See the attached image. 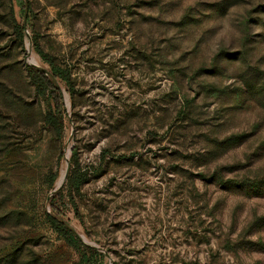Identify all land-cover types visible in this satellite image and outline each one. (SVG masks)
<instances>
[{
    "label": "rangeland",
    "instance_id": "374dc122",
    "mask_svg": "<svg viewBox=\"0 0 264 264\" xmlns=\"http://www.w3.org/2000/svg\"><path fill=\"white\" fill-rule=\"evenodd\" d=\"M0 264H264V0H0Z\"/></svg>",
    "mask_w": 264,
    "mask_h": 264
},
{
    "label": "trees",
    "instance_id": "16d2710c",
    "mask_svg": "<svg viewBox=\"0 0 264 264\" xmlns=\"http://www.w3.org/2000/svg\"><path fill=\"white\" fill-rule=\"evenodd\" d=\"M36 49L38 50V53L42 57V59L51 67L54 77L56 79H62L63 81L67 83V85L72 87L69 73L63 71L61 68L56 66V64L52 61L50 56L44 54L39 48H36ZM28 72H29V76L31 80L34 82V84L37 85L38 92L40 94H43L46 91L51 92L52 98L54 99L55 104H56V109L58 113H60L61 103H62V94L60 92V89L56 88L44 75L37 74L33 70H30V69L28 70ZM184 109H186V107H184ZM161 112L164 113V111H161ZM169 117L170 116H168L167 113L166 114L164 113L165 121L168 120ZM48 121L53 125L55 124L53 116H49ZM186 123L187 122L183 124L182 128H179V127L178 129L174 128V130L176 129L175 133H178L181 135L183 132H180L178 130H186L187 129L185 127ZM171 131H173V129L170 130V135L168 137H170L171 135L173 136L174 131L172 133ZM168 132L166 133V135L168 134ZM224 144H227V143L218 144L219 148L222 149L223 148L222 145ZM81 172L82 170L79 164L77 163L74 164V169L72 171V174H71V177L69 178V183H68V186L70 189L79 190V188L81 187L83 178H84V174H82ZM171 172L177 174V170H173ZM55 180H56V177H53L51 182L54 183ZM48 222L51 228L56 233H58L65 240V242L72 248L78 249L79 246L83 245L81 241L79 240L78 236L76 235V233L61 218V214L59 212H56V214L48 215Z\"/></svg>",
    "mask_w": 264,
    "mask_h": 264
},
{
    "label": "water",
    "instance_id": "95a60500",
    "mask_svg": "<svg viewBox=\"0 0 264 264\" xmlns=\"http://www.w3.org/2000/svg\"><path fill=\"white\" fill-rule=\"evenodd\" d=\"M50 78H52V77H50ZM52 80L54 81V83L57 85V82L54 80V78H52Z\"/></svg>",
    "mask_w": 264,
    "mask_h": 264
},
{
    "label": "bare ground",
    "instance_id": "6f19581e",
    "mask_svg": "<svg viewBox=\"0 0 264 264\" xmlns=\"http://www.w3.org/2000/svg\"><path fill=\"white\" fill-rule=\"evenodd\" d=\"M34 63H36V62H34Z\"/></svg>",
    "mask_w": 264,
    "mask_h": 264
}]
</instances>
